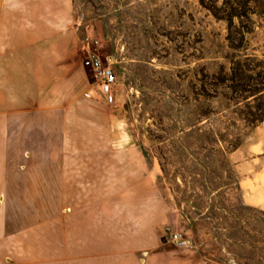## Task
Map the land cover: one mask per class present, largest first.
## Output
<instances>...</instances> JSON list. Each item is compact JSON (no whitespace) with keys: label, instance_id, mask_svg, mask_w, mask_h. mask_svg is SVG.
Returning a JSON list of instances; mask_svg holds the SVG:
<instances>
[{"label":"crops","instance_id":"1","mask_svg":"<svg viewBox=\"0 0 264 264\" xmlns=\"http://www.w3.org/2000/svg\"><path fill=\"white\" fill-rule=\"evenodd\" d=\"M70 6L0 0V264H218L164 238L157 166L67 58ZM238 149L259 178L264 121Z\"/></svg>","mask_w":264,"mask_h":264},{"label":"rangeland","instance_id":"2","mask_svg":"<svg viewBox=\"0 0 264 264\" xmlns=\"http://www.w3.org/2000/svg\"><path fill=\"white\" fill-rule=\"evenodd\" d=\"M69 10L67 58L78 68L91 54L112 62L114 136L158 168L164 238L180 233L218 264H264V173L250 181L249 151L238 149L264 99L209 85L234 57L253 54L263 64L255 72L264 70V16H252L247 50L233 52L226 22L199 0H71Z\"/></svg>","mask_w":264,"mask_h":264},{"label":"trees","instance_id":"3","mask_svg":"<svg viewBox=\"0 0 264 264\" xmlns=\"http://www.w3.org/2000/svg\"><path fill=\"white\" fill-rule=\"evenodd\" d=\"M199 2L215 19L226 22L228 32L226 40L229 49L233 52L246 51L247 36L253 33L252 16H264V0H222L221 5H218V0H199ZM235 21L239 24L237 25ZM259 64L261 63L253 54H245L243 58L234 57L230 73L224 74L222 71L219 75L212 76L209 85L216 92L219 87L225 86L235 98L247 96L246 100L264 99V70L255 72ZM263 121L264 113L254 116L251 124L255 125Z\"/></svg>","mask_w":264,"mask_h":264},{"label":"built area","instance_id":"4","mask_svg":"<svg viewBox=\"0 0 264 264\" xmlns=\"http://www.w3.org/2000/svg\"><path fill=\"white\" fill-rule=\"evenodd\" d=\"M83 66L94 82L93 92L96 97L107 104H113L115 102L114 86L117 78L112 62L109 59L103 62L98 56L91 54L85 58ZM169 241L179 246L187 244L180 233H169Z\"/></svg>","mask_w":264,"mask_h":264}]
</instances>
